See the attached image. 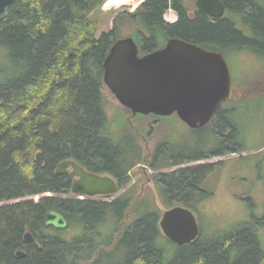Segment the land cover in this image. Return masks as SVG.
Listing matches in <instances>:
<instances>
[{"label":"trees","instance_id":"16d2710c","mask_svg":"<svg viewBox=\"0 0 264 264\" xmlns=\"http://www.w3.org/2000/svg\"><path fill=\"white\" fill-rule=\"evenodd\" d=\"M106 1L15 0L0 14V264H261L264 212L204 234L201 206L209 192L200 193V186L210 164L153 176L165 207L180 204L197 215L201 232L193 242L179 245L164 235L154 200L136 202L126 171L142 150L133 144L125 152L107 132L104 61L128 23L142 53L177 37L228 58L247 49L264 59V0H224L227 14L215 22L201 11L189 19L181 0H145L135 12L118 13L112 29L97 37L96 14ZM170 8L179 11L176 23L164 18ZM233 79L237 89L234 72ZM205 129L215 140L208 155L257 147L245 141L231 113L219 111ZM205 129L192 132L205 137ZM194 146L158 150L167 166L201 153ZM69 158L116 177L121 194L110 201L78 198L70 172H56ZM52 209L68 219L66 229L44 225Z\"/></svg>","mask_w":264,"mask_h":264},{"label":"water","instance_id":"95a60500","mask_svg":"<svg viewBox=\"0 0 264 264\" xmlns=\"http://www.w3.org/2000/svg\"><path fill=\"white\" fill-rule=\"evenodd\" d=\"M14 1L0 0V14ZM197 6L214 17L225 13L221 0H197ZM104 70L105 85L134 114L177 113L191 128L206 125L233 91L231 67L223 52L177 37L144 54H140L134 37L120 38L111 47ZM67 171L73 177L71 191L76 196L92 198L120 191L116 177L91 172L73 158L60 162L56 170ZM44 225L66 229L69 222L60 211L52 209L46 213ZM160 227L164 235L179 245L189 244L200 235L197 215L180 204L164 210ZM32 238V233L26 232L25 239Z\"/></svg>","mask_w":264,"mask_h":264},{"label":"rangeland","instance_id":"374dc122","mask_svg":"<svg viewBox=\"0 0 264 264\" xmlns=\"http://www.w3.org/2000/svg\"><path fill=\"white\" fill-rule=\"evenodd\" d=\"M107 1L103 5L101 13L96 14L99 20L97 37L104 31L112 29L114 18L118 13L135 12L139 6L132 5L133 2H137L139 5L142 0H126L120 6L109 8L106 7ZM134 7L135 9L132 11ZM169 16L173 17L174 15L169 12ZM134 30L133 24H126L120 33L121 38L133 36ZM229 55V61L237 76L239 86L237 89L235 88V96L226 106H236L237 117L234 121L240 128H244L242 135L245 136V141L257 147L226 154L222 158L224 164L217 166L216 170L211 172L201 183L203 189L209 192L201 206V222L204 225L205 235L215 234L218 230L231 229L238 223L248 221L252 212L255 214L264 212V59L247 49L234 50L229 52ZM104 93L107 98V132L119 141H122V138L127 141L128 134L134 136L139 141L142 150L141 159L130 172L132 180L128 188H136L134 189L137 197L136 202L140 197H148V199L154 200L164 212L168 207L163 205L159 186L153 178L159 172H153L155 170L151 166L152 154L157 142L161 138L182 139L184 142L190 143L189 147L198 144L196 147L204 146L206 151H209L215 145L213 133L209 132L210 137L207 135L208 133L204 134L205 137L193 133L173 114L161 118L157 125L155 124V129L149 131V125L154 128L153 117L137 116L133 118L131 110L124 107L106 85ZM211 138L214 141H210ZM129 145L133 148L130 143ZM128 157L129 159L135 158L132 152H129ZM211 162L216 165L220 163L216 158ZM121 192L119 191L114 197L120 195ZM77 197L86 198L83 195ZM114 197L98 195L92 199L110 201ZM134 204L135 201L132 205ZM261 264H264V261Z\"/></svg>","mask_w":264,"mask_h":264},{"label":"flooded vegetation","instance_id":"af4514ba","mask_svg":"<svg viewBox=\"0 0 264 264\" xmlns=\"http://www.w3.org/2000/svg\"><path fill=\"white\" fill-rule=\"evenodd\" d=\"M222 2H223V4H224V6H225V13H224V15L223 16H221V17H214V16H211V15H209V14H207V13H205L204 11H202L201 9H199L198 8V6H197V0H181V7L185 10L184 12H185V15L189 18V19H191V20H193V19H195L196 18V16L198 15V12L199 11H201V12H203L208 18H209V21L210 22H215L216 20H219V19H222V18H224L225 16H226V14H227V9H226V5H225V2H224V0H221ZM169 12H172L173 13V17H171V16H169ZM179 16H180V14H179V11H177V10H174L173 8H170L169 9V11L165 14V19L169 22V23H176L178 20H179ZM138 43V42H137ZM167 43V42H166ZM194 43V42H193ZM138 45H139V48H140V54H144V53H142L141 52V46H140V44L138 43ZM199 45V44H198ZM201 46V45H200ZM203 47V46H202ZM147 53V52H146ZM226 56V55H225ZM227 57V56H226ZM227 60H228V62H229V64H230V61H229V58L227 57ZM230 67H231V71H232V75H233V70H232V66H231V64H230ZM235 88H234V79H233V91H232V95H231V98L229 99V100H227V101H231L232 99H233V97L235 96ZM227 101H225V102H223L221 105H220V107L217 109V111L215 112V114L213 115V117L210 119V121L206 124V125H204V126H202V127H199V128H191L189 125H187V123H185L180 117H179V115L177 114V113H173V115H176L186 126H188L191 130H198V129H205V128H207L208 126H210L211 124H213L214 123V120L217 118V114H218V112L220 111V112H222V113H231V117H232V119L233 120H236L235 118L237 117V115H236V106H229V105H225L224 103H226ZM125 107V106H124ZM127 108V107H126ZM127 109H129V108H127ZM129 110H131V109H129ZM131 112H132V110H131ZM136 116V115H138V114H134L133 112H132V116ZM172 115V114H171ZM147 116H151V117H153L154 118V122H153V125H154V128H152L153 126L152 125H149V131H151V130H153V129H155V126L157 125V123L159 122V120L161 119V118H166L167 116H161V115H155V114H149V115H147ZM156 124V125H155ZM206 131H208V132H206ZM209 130H207V129H205L204 130V134H207L208 136H209ZM210 137V136H209ZM127 139L129 140V142H127V141H125V139H123L122 138V141H120V143H121V148L122 149H124V151L126 152V150H127V147L129 146L130 147V145H129V143L133 146V144H138V145H140L139 144V141L134 137V136H131L130 134H128V136H127ZM162 139H164L163 141H162ZM119 141V140H118ZM162 141V142H161ZM210 141H213V139L211 138V140ZM167 145V149H171V150H173V151H178V150H185V148H188V145L190 144V143H186V142H184V140H182V139H179V140H170L169 138L167 139V138H161L158 142H157V144H156V146H155V151L153 152V159H154V161H156V164H157V168L155 169L154 168V163H151V166L154 168V170L155 171H153V172H159V173H164V172H180L181 170H183V169H186V168H190V167H196V166H206V165H212V169H211V172H213L214 170H216V167L217 166H220V164L222 165V164H224L222 161V158L226 155V154H232V153H236V152H226V153H216V154H210V155H208V152L206 151V148L204 147V146H200V147H198V148H200V150H201V153H199V154H195L191 159H189V160H187V159H183V161H180V162H177V163H174V164H171V165H165L166 164V162H164L163 161V159H162V155H164V153L165 152H163V149H162V151H159L158 149H159V147H160V145ZM196 145H198V144H195V146ZM196 147V148H197ZM190 148H192V147H190ZM165 149H166V147H165ZM164 149V150H165ZM133 150V149H132ZM162 152H163V154H162ZM214 158H216L218 161H220V163L218 164V165H216L214 162H211V160L212 159H214ZM139 159H141V158H139ZM137 165V164H136ZM133 171V168H131V169H128L126 172H132ZM67 172H70V171H67ZM204 172H206V170L204 171ZM158 173V174H159ZM202 185V184H201ZM121 191V190H120ZM205 190L203 189V187L202 186H200V193H202V192H204ZM116 195V194H115ZM107 197H114V195H108ZM89 198V197H88ZM92 199V198H91ZM197 219H198V217H197ZM198 222H199V220H198ZM199 225H200V223H199ZM201 229V228H200ZM201 232V231H200ZM33 239V238H32Z\"/></svg>","mask_w":264,"mask_h":264},{"label":"bare ground","instance_id":"6f19581e","mask_svg":"<svg viewBox=\"0 0 264 264\" xmlns=\"http://www.w3.org/2000/svg\"><path fill=\"white\" fill-rule=\"evenodd\" d=\"M124 2H126V0H109L107 1L106 7L109 8L112 6H120Z\"/></svg>","mask_w":264,"mask_h":264},{"label":"built area","instance_id":"2783aa9c","mask_svg":"<svg viewBox=\"0 0 264 264\" xmlns=\"http://www.w3.org/2000/svg\"><path fill=\"white\" fill-rule=\"evenodd\" d=\"M133 4H135V3L133 2Z\"/></svg>","mask_w":264,"mask_h":264}]
</instances>
